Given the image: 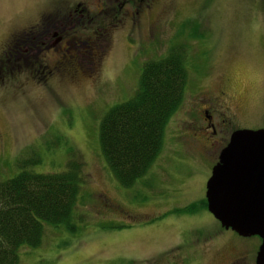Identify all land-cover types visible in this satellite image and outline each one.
<instances>
[{"label": "rangeland", "instance_id": "rangeland-1", "mask_svg": "<svg viewBox=\"0 0 264 264\" xmlns=\"http://www.w3.org/2000/svg\"><path fill=\"white\" fill-rule=\"evenodd\" d=\"M78 1L0 0V47L9 34L52 20ZM147 5L131 29L113 32L100 67L80 49L46 80L25 75V61L21 73L0 77V178L16 173L21 157L37 156L38 171L82 161L84 180L69 222L45 221L40 244L18 247V264H257L258 234L223 227L201 199L228 134L264 126V0ZM174 46L185 49L183 102L145 174L123 186L100 153V119L134 93L145 61L162 59ZM69 61L80 64L78 76L61 73ZM220 87L230 96L218 106L227 121L211 144L194 125L205 96Z\"/></svg>", "mask_w": 264, "mask_h": 264}, {"label": "trees", "instance_id": "trees-1", "mask_svg": "<svg viewBox=\"0 0 264 264\" xmlns=\"http://www.w3.org/2000/svg\"><path fill=\"white\" fill-rule=\"evenodd\" d=\"M184 47L143 63L134 93L107 109L100 119V153L111 174L129 186L152 164L163 145L164 128L182 104L187 83ZM35 156V153L34 155ZM40 158L21 157L19 170L0 178V264H18L20 245L40 244L43 224L68 223L80 191L82 161L63 170L38 171ZM205 205V197L201 199Z\"/></svg>", "mask_w": 264, "mask_h": 264}, {"label": "flooded vegetation", "instance_id": "flooded-vegetation-1", "mask_svg": "<svg viewBox=\"0 0 264 264\" xmlns=\"http://www.w3.org/2000/svg\"><path fill=\"white\" fill-rule=\"evenodd\" d=\"M148 5L147 0H97L95 5L85 7L82 0H79L52 20L36 21L34 25L18 30L12 39L9 34L0 47V77L21 73L23 70L19 63L25 61V75L36 78L40 74L46 80L59 74V65L65 62L63 59L66 54L71 56L74 51L78 55L80 49L88 55L94 54L96 63L93 65L100 67L113 32L124 26L128 28L127 31L131 29L138 23L141 13L148 12ZM59 50H62V54L57 58ZM65 68L61 70L63 75H79L77 71L80 64L69 61ZM205 97L201 102L203 106L198 109L201 119L194 128L199 137L216 144L220 140L221 126L227 121L218 106L223 105L226 97L230 96L226 89L220 87L216 95ZM225 107L229 108V105Z\"/></svg>", "mask_w": 264, "mask_h": 264}, {"label": "water", "instance_id": "water-1", "mask_svg": "<svg viewBox=\"0 0 264 264\" xmlns=\"http://www.w3.org/2000/svg\"><path fill=\"white\" fill-rule=\"evenodd\" d=\"M207 177V209L240 235L258 234L254 261L264 264V126L229 134Z\"/></svg>", "mask_w": 264, "mask_h": 264}]
</instances>
